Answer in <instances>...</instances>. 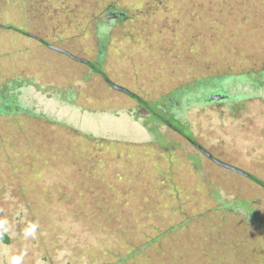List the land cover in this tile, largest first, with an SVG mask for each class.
Returning a JSON list of instances; mask_svg holds the SVG:
<instances>
[{"label":"rangeland","instance_id":"374dc122","mask_svg":"<svg viewBox=\"0 0 264 264\" xmlns=\"http://www.w3.org/2000/svg\"><path fill=\"white\" fill-rule=\"evenodd\" d=\"M90 61L150 102L172 96L213 159L148 121L153 137ZM217 80L231 96L211 102ZM0 105V264H135L155 236L138 263L204 264V239L209 260L264 264V188L226 167L264 180V0H0ZM244 227L261 258L234 246Z\"/></svg>","mask_w":264,"mask_h":264},{"label":"trees","instance_id":"16d2710c","mask_svg":"<svg viewBox=\"0 0 264 264\" xmlns=\"http://www.w3.org/2000/svg\"><path fill=\"white\" fill-rule=\"evenodd\" d=\"M110 26V25H108ZM11 27V26H10ZM12 28V27H11ZM13 29L15 31H18V32H21V33H25L24 30L22 29H19L17 27H13ZM108 37V32H106V35H105V38ZM45 42V41H44ZM46 43V42H45ZM88 65L90 66V69L92 70V72L96 73V74H99L101 75L105 80L107 81H110L107 73L102 69V64L100 61H90L88 62ZM222 82V86L224 85L223 81L221 80ZM205 84L208 83V81H205L204 82ZM252 85H254V83H251ZM207 85V84H206ZM197 86L199 87H203V83L202 82H199L197 81ZM208 86V85H207ZM255 86V85H254ZM192 85H187V87H184L182 90L185 91V90H190L192 89ZM253 88V87H251ZM181 90V91H182ZM224 90V89H222ZM182 91V92H183ZM226 92V96L227 94L229 96H231L227 91H224ZM175 94V92H174ZM180 95H182V93L180 92L179 93ZM129 95L132 96V98L138 102V105L140 108H145L149 111L150 115H149V119H153L155 116H158L159 120L161 122H163L164 125H167L169 126L170 128L178 131L183 137H185L186 139H188L189 141H192L194 140V135L192 133V131L189 129V125L185 122V121H182L180 120L171 110V106H166V107H161L159 105V101L158 102H150L148 100H145L144 98H142V96H140L139 94H136L135 92H132V91H129ZM191 95V93H190ZM189 95V96H190ZM239 97H241V92H239ZM185 96H188V95H185ZM164 100H167V98H164ZM157 137L159 138L158 136V133H157ZM161 138V137H160ZM249 175V178L257 183L258 185L264 187V181L262 179H260L258 176H255L254 174H248ZM216 210H218L216 208ZM252 212V211H250ZM250 215H252V213H250ZM253 217H254V214H253ZM255 219L253 218V221ZM262 220V219H261ZM252 221V226H248V227H257L254 222ZM263 221V220H262ZM260 221V225H263L264 224V221L262 222ZM221 223V222H220ZM220 223L218 225H220ZM216 226H211L209 228L210 231H212L213 229H215ZM256 231V230H255ZM253 230H251L250 228H242L241 232H240V235H234V234H231L234 238V246L235 247H238L237 249H241V254L243 251L246 250V248H248V250L250 251H254V253L256 254V256L258 258H261L262 255L261 253L259 252V248L256 247V242L253 243V245H251V243L249 244L250 246H247V242L244 240V236H247L248 239L250 240H256V235H257V238L260 237L261 235L258 233V232H255ZM215 233L217 232V229L214 231ZM230 233V230L228 231ZM159 238V236H155L153 237L152 239V242L153 241H156L157 239ZM3 239L5 241L6 240V236L3 235ZM211 240V239H210ZM152 242H148L146 243L144 246H143V251L141 250V248H137L135 250V252H132V253H129L127 256L123 257L124 260H123V263L125 261H129L127 260V258H130L132 260L133 263L135 264H140L138 263L139 260H136L137 258H140L143 254V252L145 251L144 249L145 248H148L146 246H150L152 244ZM232 246V244H230ZM202 246V250H203V253H204V257L206 260H204V264H223V263H220L219 260L215 261V260H209V258L213 257V253H214V250H216V248L213 246V244H209V242H206V240L203 239V244L201 245ZM188 249V248H187ZM227 264H230V263H237V260H230V262H228V260H226ZM117 264V263H115ZM126 264H129V263H126ZM193 264H196L195 262ZM200 264V263H199ZM239 264V263H237Z\"/></svg>","mask_w":264,"mask_h":264},{"label":"flooded vegetation","instance_id":"af4514ba","mask_svg":"<svg viewBox=\"0 0 264 264\" xmlns=\"http://www.w3.org/2000/svg\"><path fill=\"white\" fill-rule=\"evenodd\" d=\"M109 13H115V14H117V15H120V11L119 10H117V9H115V8H113V7H110L109 8ZM103 53V51L102 50H100V54H102ZM101 62V61H100ZM103 78V77H102ZM104 79V78H103ZM223 79V78H222ZM105 80V79H104ZM108 84H110V85H112L113 87H114V85H117V84H113L111 81H107V80H105ZM204 80H203V84H204ZM211 82H213L212 80H209L208 81V83H211ZM216 85H214L213 87H210L211 88V90H210V88L209 87H207V88H209V89H207L206 91L208 92V94L210 95V94H212L213 96H216L217 94H223L224 93V91L225 90H221L220 89V86L222 87V82H221V80H217L216 81V83H215ZM119 86V85H118ZM120 87H122V86H120ZM116 88V87H115ZM200 88V87H199ZM202 89H203V87H201ZM116 89H118V88H116ZM205 89L206 88H204V90H202V92H205ZM119 91H122V92H125V93H127V94H129V90L128 89H126V88H124V87H122V90H120V89H118ZM182 89H179L178 91L179 92H181L182 93V95H190V93L192 94V91H190V90H185V91H181ZM176 92L175 91V95H177L179 92ZM204 94L205 93H202V95L200 96L201 98H203V97H206V96H204ZM225 94V93H224ZM172 96H167V97H164V98H169V99H167V100H164V98H161L160 99V103H159V105L161 106V107H166V106H171V111L173 112V107H172V105H174V103H175V99L174 98H171ZM209 98V101L211 100V102H213V101H216L217 100V97H214V99H213V97L212 96H208ZM225 97H228L229 98V95L227 94V96H225ZM207 99V100H208ZM146 100V99H145ZM158 102V101H157ZM210 103V102H209ZM6 106H7V104H6ZM17 106V104H15V103H12V105H11V108H13V107H16ZM0 107H1V105H0ZM7 108H9L10 109V107H8L7 106ZM20 109V108H19ZM174 113V112H173ZM175 114V113H174ZM149 115H150V113H149ZM149 117V116H148ZM147 117V118H148ZM159 117L158 116H155L153 119H148L147 121H146V125H149L148 123H150V122H148V121H157L158 123H161L162 125H164L163 124V122H161L159 119H158ZM180 119V118H179ZM180 120H182V119H180ZM183 121V120H182ZM164 126H166L167 128H169V129H171V130H173L174 132H176L177 134H179L181 137H183L178 131H176V130H174V129H172V128H170L169 126H167V125H164ZM148 129V132L154 137V136H157V130H156V126L155 125H149V127L147 128ZM189 129H190V127H189ZM191 130V129H190ZM192 131V130H191ZM193 133V132H192ZM194 135V134H193ZM183 138H185V137H183ZM186 139V138H185ZM188 142H190V143H192L197 149H198V151L199 152H203V153H205V154H207L208 152H207V150L206 149H204L198 142H197V140H196V138H195V136H194V140H192V141H189L188 139H186ZM211 158V157H210ZM213 159V158H212ZM248 174H250V173H248ZM249 176V175H248ZM256 176V175H255ZM261 179V178H260ZM264 181V180H263ZM255 183V182H254ZM257 184V183H256ZM258 185V184H257ZM260 186V185H259ZM260 187H262V186H260ZM264 188V187H263Z\"/></svg>","mask_w":264,"mask_h":264},{"label":"clouds","instance_id":"9594fccd","mask_svg":"<svg viewBox=\"0 0 264 264\" xmlns=\"http://www.w3.org/2000/svg\"><path fill=\"white\" fill-rule=\"evenodd\" d=\"M38 224L35 222L29 223L23 230L25 238L36 237ZM9 230L8 221L6 219H0V239L3 238V235ZM25 255L24 251H21L19 254H13L9 258V264H22L23 257Z\"/></svg>","mask_w":264,"mask_h":264},{"label":"water","instance_id":"95a60500","mask_svg":"<svg viewBox=\"0 0 264 264\" xmlns=\"http://www.w3.org/2000/svg\"><path fill=\"white\" fill-rule=\"evenodd\" d=\"M114 87H116V88L122 90V87H120V86H118V85H114ZM218 95H221V94H217L216 96H212L213 99H214V97H217V98H218ZM223 95L226 96V94H224V93H223ZM207 155H208L209 157L212 158V155H211L210 153H207ZM214 160H215L216 162H218L219 164H221L222 166H225V165H226L225 163H222V162H220V161L217 160V159H214ZM226 167H229L230 169H233V170L237 171L238 173H241V174H244V175H248V173H246L245 171H243V170H241V169H237V168H234V167H232V166H226Z\"/></svg>","mask_w":264,"mask_h":264}]
</instances>
